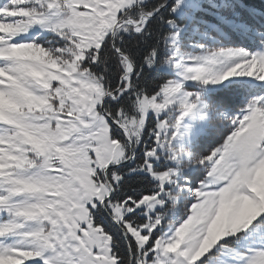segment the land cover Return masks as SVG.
Instances as JSON below:
<instances>
[{
    "label": "snow or ice",
    "instance_id": "snow-or-ice-1",
    "mask_svg": "<svg viewBox=\"0 0 264 264\" xmlns=\"http://www.w3.org/2000/svg\"><path fill=\"white\" fill-rule=\"evenodd\" d=\"M0 264H264V0H0Z\"/></svg>",
    "mask_w": 264,
    "mask_h": 264
},
{
    "label": "trees",
    "instance_id": "trees-1",
    "mask_svg": "<svg viewBox=\"0 0 264 264\" xmlns=\"http://www.w3.org/2000/svg\"><path fill=\"white\" fill-rule=\"evenodd\" d=\"M253 2L259 7V5H260V0H253Z\"/></svg>",
    "mask_w": 264,
    "mask_h": 264
}]
</instances>
